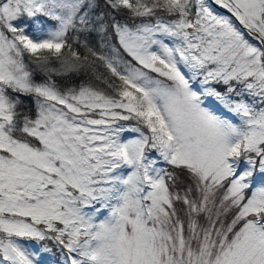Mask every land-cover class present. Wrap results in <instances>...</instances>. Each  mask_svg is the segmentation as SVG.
Masks as SVG:
<instances>
[{"label":"snow or ice","instance_id":"snow-or-ice-1","mask_svg":"<svg viewBox=\"0 0 264 264\" xmlns=\"http://www.w3.org/2000/svg\"><path fill=\"white\" fill-rule=\"evenodd\" d=\"M0 264H264V0H0Z\"/></svg>","mask_w":264,"mask_h":264},{"label":"trees","instance_id":"trees-1","mask_svg":"<svg viewBox=\"0 0 264 264\" xmlns=\"http://www.w3.org/2000/svg\"><path fill=\"white\" fill-rule=\"evenodd\" d=\"M94 43L98 45V41H94ZM101 70H103V69H101ZM86 80H87V77H86V76H84V77H79V78H75V79L72 81V83L79 84V83H82V82H84V81H86Z\"/></svg>","mask_w":264,"mask_h":264},{"label":"water","instance_id":"water-1","mask_svg":"<svg viewBox=\"0 0 264 264\" xmlns=\"http://www.w3.org/2000/svg\"><path fill=\"white\" fill-rule=\"evenodd\" d=\"M219 10H221V11H223V12H225V13H227L226 11H224L223 9H220V8H218Z\"/></svg>","mask_w":264,"mask_h":264},{"label":"rangeland","instance_id":"rangeland-1","mask_svg":"<svg viewBox=\"0 0 264 264\" xmlns=\"http://www.w3.org/2000/svg\"><path fill=\"white\" fill-rule=\"evenodd\" d=\"M223 14V13H222Z\"/></svg>","mask_w":264,"mask_h":264}]
</instances>
